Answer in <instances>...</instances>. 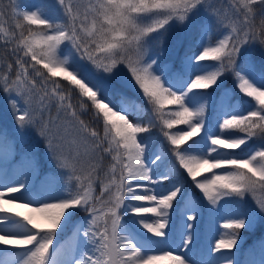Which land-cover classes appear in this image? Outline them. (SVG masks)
I'll return each instance as SVG.
<instances>
[{"label": "snow or ice", "instance_id": "1", "mask_svg": "<svg viewBox=\"0 0 264 264\" xmlns=\"http://www.w3.org/2000/svg\"><path fill=\"white\" fill-rule=\"evenodd\" d=\"M218 3L48 0L25 7L9 0L14 23L0 27V50L12 59L0 65V91L9 94L19 127H37L68 172L63 189L57 178L36 187L28 157L22 178L0 176V247L23 250L16 264H213L188 256L201 201L226 221L217 232L228 230L209 255L234 264L241 230L264 219V196H256L264 193V63L249 55L251 46L264 48V0ZM213 22L222 34L210 43L205 36ZM173 29L194 38L179 68L165 60ZM151 40L157 50L150 53ZM56 78L74 88L65 91ZM123 88L139 91L150 106L154 115L146 123L148 112ZM89 108L102 121V136L81 117ZM157 124L170 146L164 151L153 142ZM177 125L186 127L171 131ZM254 138L261 143L245 152ZM106 156L111 163L101 175ZM188 184L198 199L190 198ZM249 197L254 207L245 206ZM70 226L72 242L54 247Z\"/></svg>", "mask_w": 264, "mask_h": 264}, {"label": "trees", "instance_id": "2", "mask_svg": "<svg viewBox=\"0 0 264 264\" xmlns=\"http://www.w3.org/2000/svg\"><path fill=\"white\" fill-rule=\"evenodd\" d=\"M19 4L22 6H30V5H43L44 3L48 2V0H18ZM212 3H218V0H211ZM218 6H223V0H219ZM7 9L9 10V3L7 4ZM35 10V8L33 9ZM11 13V12H10ZM12 16V14H11ZM260 13H257L256 17V25L257 27L260 26ZM12 20L14 23V17L12 16ZM222 34V31H217L215 24L213 22V26L211 29L206 33V40L210 43H214L217 37H219ZM193 37L185 36L183 33L178 32L177 30L173 29L170 30L167 36V46L169 48H172L173 51L165 58L166 62L170 63L173 68H179V61L181 57L184 56L185 49L188 47L189 43L193 40ZM180 40L182 43L177 44V41ZM149 52H154L157 50V44L155 40H151L149 42ZM65 54L67 53V49L65 50ZM249 55L252 56L258 63H264V48L260 47L259 44H256L254 46H251L249 48ZM0 56L4 57L3 59H0L2 62H8V60L12 59L11 57L5 55V53L0 50ZM69 59L71 61L72 57L69 56ZM210 63V62H209ZM41 71L47 72L46 69H43L41 67ZM4 71H0L2 73ZM194 78V77H193ZM57 79V78H56ZM61 84L63 85L65 91H67L70 88H74V86L70 85L68 82L64 81L62 78L59 79ZM231 80L226 81V86L231 87ZM126 95L133 97L136 99L140 105L143 107V109L148 112V115H145L142 117L141 122L146 123L149 119L150 115H154L151 113L150 106L147 104L146 100L142 97L140 92H136L130 88H123L121 89ZM211 91V89H209ZM80 97L78 95V90L72 91V103L75 104L76 102H80ZM115 99H118V97H115ZM244 107L246 108L247 105L245 104ZM92 109L89 108L88 110L81 113V117L89 124L90 127H94L97 131L100 133L103 130V125L101 120H97L95 116L90 112ZM179 109L174 106H166L165 111L166 112H175ZM207 115V112H206ZM186 126L183 125H177L175 126L171 131L175 132L176 130L180 128H185ZM0 132L3 133L2 136H0V144L5 145L9 148H12L13 150H16L17 152L22 151L25 146L28 144V141L31 140L33 137H38L37 131H30L26 130L25 128H22L18 132H14L13 130H10L8 127L4 125H0ZM152 132L155 134L153 138V142L155 144V148L158 151H164L165 149H168L170 146L168 145V142L165 140L163 135L160 133L159 125L157 124L156 127L152 128ZM203 134V133H201ZM146 135V134H142ZM195 139H199V137H196ZM261 141L258 139H253L249 142V145L244 147V151L247 152L250 148H254L259 146ZM45 147L43 146L41 150L39 151L37 158L40 159V164L43 166V161L41 159V156L44 152ZM236 152H239L240 150H235ZM223 154V153H222ZM105 162L109 161V157H105ZM178 163V161H177ZM43 169V167H41ZM164 170V169H162ZM104 166H102V173L103 175ZM222 172L223 170H218ZM186 174V173H185ZM202 176H210V173H204ZM202 177H198V179H201ZM143 183V182H142ZM188 192L190 193V198L198 199L201 196V193L198 189L194 187L192 184H188ZM264 196V193H261ZM223 203V201H222ZM200 207L198 208L199 211V221L197 222L200 227L196 233V243L199 241H204L208 243V237L212 230H214L217 227V222L215 220V216L209 211L210 208H213V206L208 205L206 201L200 202ZM246 207H253L251 202V197L247 198L246 200ZM83 214V213H82ZM145 216H150L149 214H143ZM75 220V218H73ZM228 231L224 229V232ZM255 231V232H254ZM264 240V219L262 223H259V221H256L254 226L251 228H246L244 230H241L240 239L236 245V247L233 249L234 254V260L236 262L234 264H241V262L244 261L247 251H251L255 256H257V249L259 248L261 242ZM232 253V252H231Z\"/></svg>", "mask_w": 264, "mask_h": 264}, {"label": "rangeland", "instance_id": "3", "mask_svg": "<svg viewBox=\"0 0 264 264\" xmlns=\"http://www.w3.org/2000/svg\"><path fill=\"white\" fill-rule=\"evenodd\" d=\"M8 3H9V0H2V3H0V8H3L5 10V17L0 18V27H4V28H8L10 25L13 24L11 13L7 9ZM5 64H6V62L0 61V65H5ZM88 70H89V73L91 75H95V73L92 71L91 68H89ZM4 74H5V72L0 73V78H2V76ZM37 79H39V78H37ZM57 79H60V78H57ZM0 83H2V79H0ZM132 90L139 92L135 89H132ZM8 95H9L8 93L0 91V125L7 126L10 130H13L14 132H18L22 128L19 127L18 122L15 120V117H14L12 109H11L10 101H8L6 99V97ZM74 105L78 107L79 102H76ZM90 112L94 115L93 110H91ZM92 128H94V127L92 126ZM25 129L30 130V131H37L38 137L36 139H34L31 146L29 147L31 150L36 151L40 147L41 142L46 144L44 139L40 136L39 130L37 127L29 126V127H26ZM102 135H103V130L101 132V136ZM13 157H14V154L10 150H7V149L0 146V176H7L11 179H14L16 177L22 178V173L29 171V168L27 166L28 165V157H31L32 161H34V163H35V171L32 174V182L34 183V185L36 187H39L41 184V181H43L46 178H57L59 180L61 189L64 188L65 183L67 181L68 172H67V170L60 169L56 165L54 159L51 157L49 152H47V155L45 157V164L43 166L40 164V159L36 158L34 155H30L28 153V151H26L25 154L22 155L16 161L12 160ZM110 163H111V161H106V162L103 161L102 162V166H104L105 171L108 169ZM41 167H44V169H41ZM1 172H2V175H1ZM143 183H146V182H143ZM54 187H55V185H54ZM256 196H257V198H259L263 195L261 194V192H257ZM6 198H7V195L5 196V199ZM251 202H252V205L254 207L255 205H254L252 198H251ZM136 203H139V202H136ZM146 206H152V205L146 204ZM179 211H182V209H179L178 212ZM81 215H84V214H81ZM79 219L76 223L79 222ZM152 219H155V217L153 215H152ZM217 219H218L220 225H222L225 222V220L220 219L219 216H217ZM256 221H259V223H262L263 219H261L258 216ZM72 232H73V229L70 226L65 234H61V236L58 237V240L60 242L54 243V247H67V245L72 242L71 241ZM220 234H223L222 228L220 229L219 232H217V229H216L212 233L211 241H210L209 245H205L202 243L198 244L197 247L193 248V251L188 252V256L193 259V254H195L196 260L205 261V262L212 261L213 264H218V262L220 261V254L219 253H213V254L209 255L208 249L214 243L215 239L219 238ZM176 244H179L178 238L175 239V242L171 246L173 248H175ZM1 249H3V248L0 247V250ZM178 251H184V249H178ZM14 252H15V254H14ZM5 253H8V255H10V256H13V255L14 256L12 258H9L6 261V263H4V264H16L17 259L23 255V250L22 249H12V250H9ZM148 254L162 255L163 253L149 252ZM232 255H233V253L231 254V258H232ZM261 256H262V259L260 261H256L253 258L252 254H248L246 261L242 264H264V244L261 248Z\"/></svg>", "mask_w": 264, "mask_h": 264}]
</instances>
